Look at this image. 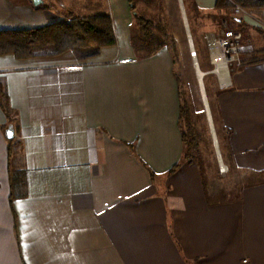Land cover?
<instances>
[{
	"label": "crops",
	"instance_id": "0c3cea01",
	"mask_svg": "<svg viewBox=\"0 0 264 264\" xmlns=\"http://www.w3.org/2000/svg\"><path fill=\"white\" fill-rule=\"evenodd\" d=\"M103 1L0 0V30L90 9L112 16L118 39L88 61L0 56V264H264V57L249 60L264 49V11H217L249 60L212 94L239 175L225 201L182 161L177 61L168 48L139 57L130 0ZM188 1L203 16L217 2Z\"/></svg>",
	"mask_w": 264,
	"mask_h": 264
},
{
	"label": "trees",
	"instance_id": "16d2710c",
	"mask_svg": "<svg viewBox=\"0 0 264 264\" xmlns=\"http://www.w3.org/2000/svg\"><path fill=\"white\" fill-rule=\"evenodd\" d=\"M158 7L162 16L146 18L136 13L135 0H130L134 12L135 23L132 28L133 46L139 57L152 58L164 49H169L176 62L178 47L176 39L170 35V27L164 25L166 16L160 0ZM188 18L195 22L205 18L214 26L221 23L217 11L234 9L240 6L251 13L264 11V0H217L214 11L204 13L192 1L183 0ZM216 12V13H215ZM219 30V29H218ZM170 36V37H169ZM118 39L115 32L113 18L109 13H99L89 16L70 14L66 20L55 21L42 27L22 30H0V56L12 55L16 59H30L40 55V51L49 48L53 55H63L68 52H78L85 61L98 57L105 48L116 47ZM263 55L264 49L256 52ZM198 54V52H197ZM254 54L252 60L257 59ZM249 61V60H248ZM251 61V59H250ZM179 88L178 127L182 139V161H195L204 178H207V153L212 151V136L208 123L199 125L193 119L189 103L184 96L182 80L176 76ZM214 127L220 143L224 163H229L225 142L219 131V124L214 117ZM226 160V162H225ZM181 160L169 170L174 173L180 166ZM228 165V164H227ZM145 166L154 175L155 170L145 162ZM229 167V166H228ZM220 193V192H219ZM236 193L222 191L217 199L232 200Z\"/></svg>",
	"mask_w": 264,
	"mask_h": 264
},
{
	"label": "rangeland",
	"instance_id": "374dc122",
	"mask_svg": "<svg viewBox=\"0 0 264 264\" xmlns=\"http://www.w3.org/2000/svg\"><path fill=\"white\" fill-rule=\"evenodd\" d=\"M86 1H88L90 4H93L92 6H100L104 4L103 0ZM160 2L163 5V12L166 16L165 20L163 21L164 25H169L171 36L174 37L175 34L173 32H176L178 37L176 68L182 80L184 96L189 103V107L193 114V119L195 123L199 125L206 123L209 125L212 136V151L211 153L208 152L206 157L208 160L207 179L210 190L214 193H217L216 195L218 196V194H220L222 191L228 190L230 188L232 189L233 184L239 178V175L238 171L232 170V167L229 163H224L220 143L214 127L216 107L212 94L214 95V91L217 89L220 90V88L217 77L212 72L214 66L212 65L209 57V52L205 43V35L221 31L224 28L223 25L225 24L228 28L231 27L228 26L227 23L221 24L222 27L220 26V28L219 26L216 27L209 21L206 22L205 18L202 17L199 21L194 23V21L187 16L185 5L184 7L182 5V11L180 10L181 12L179 9H177L178 0H174V2L160 0ZM135 5L136 13L139 16H144L146 18H158L159 16H162V13H160V9L158 7V1L156 0H135ZM90 11L91 10L89 9V11L84 12V15L92 13ZM191 39L194 49H192L191 46ZM260 50H257L254 53L258 56L257 59L263 57V55H258L256 53ZM78 57L80 61H85L81 58L80 53H78ZM250 59L252 60V57ZM200 70L202 73H205L201 77H199ZM215 140H217V142H215ZM222 164L227 167L225 172H222L221 170Z\"/></svg>",
	"mask_w": 264,
	"mask_h": 264
},
{
	"label": "built area",
	"instance_id": "2783aa9c",
	"mask_svg": "<svg viewBox=\"0 0 264 264\" xmlns=\"http://www.w3.org/2000/svg\"><path fill=\"white\" fill-rule=\"evenodd\" d=\"M235 12L238 14L249 13L248 10L240 6L235 7ZM223 26L224 28L221 31L205 35L209 57L214 66L212 72L217 77L220 89L231 86L233 69L248 62L240 54L242 32L228 28L226 24ZM192 49H194V46H192ZM221 170L225 172L227 167L222 164Z\"/></svg>",
	"mask_w": 264,
	"mask_h": 264
},
{
	"label": "water",
	"instance_id": "95a60500",
	"mask_svg": "<svg viewBox=\"0 0 264 264\" xmlns=\"http://www.w3.org/2000/svg\"><path fill=\"white\" fill-rule=\"evenodd\" d=\"M32 2H33V4L35 5V6H40V5H42L43 3H44V0H32ZM191 46H194L193 45V42H192V39H191ZM205 73H202V75H204ZM7 137L8 138H13V135H14V130H13V128L12 127H10L8 130H7ZM215 142H217V140H215Z\"/></svg>",
	"mask_w": 264,
	"mask_h": 264
},
{
	"label": "bare ground",
	"instance_id": "6f19581e",
	"mask_svg": "<svg viewBox=\"0 0 264 264\" xmlns=\"http://www.w3.org/2000/svg\"><path fill=\"white\" fill-rule=\"evenodd\" d=\"M202 76V71L200 70L199 71V77H201ZM200 80H202V79H200ZM201 83H202V81H201Z\"/></svg>",
	"mask_w": 264,
	"mask_h": 264
}]
</instances>
